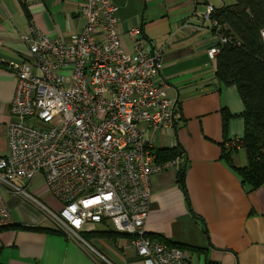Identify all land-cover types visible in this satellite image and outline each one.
Masks as SVG:
<instances>
[{"label":"crops","instance_id":"1","mask_svg":"<svg viewBox=\"0 0 264 264\" xmlns=\"http://www.w3.org/2000/svg\"><path fill=\"white\" fill-rule=\"evenodd\" d=\"M112 1L118 7L125 50L133 51L128 29L140 26L141 39L162 55L160 76L167 98L177 102L174 127L153 135L151 147L154 157L181 152L184 189L178 182L179 166L151 177L147 236L182 247L190 264H264V186L246 192L234 171L248 164L243 148H227L244 136V104L235 86L218 81L216 58L208 56L218 41L212 23L204 18L206 1ZM78 12V0H0V58L10 62L27 57L28 46L20 36L30 28L50 40L68 42L84 27ZM15 93L16 80L3 63L0 157L8 154L9 109ZM229 150L235 151L227 162L222 156ZM22 183L33 198L53 209L50 194L38 189L40 176ZM2 195L12 224L0 230V264H142L128 236L96 225L81 235L86 245L67 238L29 202L6 191Z\"/></svg>","mask_w":264,"mask_h":264},{"label":"built area","instance_id":"2","mask_svg":"<svg viewBox=\"0 0 264 264\" xmlns=\"http://www.w3.org/2000/svg\"><path fill=\"white\" fill-rule=\"evenodd\" d=\"M206 1L204 18L214 5ZM83 29L68 42L35 28L20 36L28 56L0 67L16 80L9 109L8 154L0 157V228L12 223L6 191L43 212L67 238H82L96 225L131 238L142 264H190L187 251L147 236L151 177L179 159L155 163L151 137L175 125L177 102L160 76L162 55L141 39L140 26L122 44L118 7L112 0H78ZM264 43V29L260 31ZM218 47L208 51L215 59ZM238 141L227 148L237 149ZM42 178L59 204L48 209L13 182ZM87 245V244H86Z\"/></svg>","mask_w":264,"mask_h":264},{"label":"trees","instance_id":"3","mask_svg":"<svg viewBox=\"0 0 264 264\" xmlns=\"http://www.w3.org/2000/svg\"><path fill=\"white\" fill-rule=\"evenodd\" d=\"M221 2L220 6L213 4L215 9L210 17L219 27L218 33L226 38L225 43L217 44L219 51L216 56V77L223 85L235 86L244 104L242 117L245 132L238 142L239 147L246 152L248 164L247 167L234 171L244 190L252 192L264 186V43L260 37V31L264 29V0ZM213 32L216 33L214 27ZM226 119L227 115L224 116V127ZM234 151L224 152L223 159L230 162ZM180 155V151H164L156 155L155 161L171 162ZM182 180L183 176L178 173V182L184 189ZM24 229L43 231L41 228Z\"/></svg>","mask_w":264,"mask_h":264},{"label":"rangeland","instance_id":"4","mask_svg":"<svg viewBox=\"0 0 264 264\" xmlns=\"http://www.w3.org/2000/svg\"><path fill=\"white\" fill-rule=\"evenodd\" d=\"M13 184L16 186V187H18V188H20V189H24V188H26V185L24 184V183H22V182H19V181H14L13 182ZM38 189H40V190H45V187H44V185H43V183L41 184V185H39L38 186ZM26 191H27V193L29 194L30 193V195H31V189L30 188H26ZM46 191V190H45ZM5 193H3V195H4ZM8 194H5L4 196H5V198L7 199L8 198V196H7ZM52 199V200H51ZM49 206H51V207H53V209L54 210H57V209H59V204L56 202V200L55 199H53V198H50V204H48Z\"/></svg>","mask_w":264,"mask_h":264},{"label":"water","instance_id":"5","mask_svg":"<svg viewBox=\"0 0 264 264\" xmlns=\"http://www.w3.org/2000/svg\"><path fill=\"white\" fill-rule=\"evenodd\" d=\"M184 170H185V166L180 167V168L178 169V173H179V175H180L181 177L183 176Z\"/></svg>","mask_w":264,"mask_h":264}]
</instances>
